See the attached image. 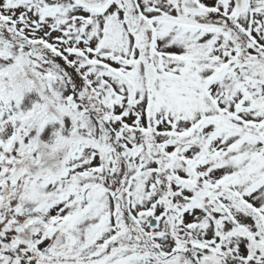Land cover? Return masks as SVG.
<instances>
[{
  "label": "rangeland",
  "instance_id": "rangeland-1",
  "mask_svg": "<svg viewBox=\"0 0 264 264\" xmlns=\"http://www.w3.org/2000/svg\"><path fill=\"white\" fill-rule=\"evenodd\" d=\"M23 2L21 8L30 9L26 18L38 19L33 33L56 45V80L42 81L55 107L42 106L33 85H22L19 61L6 68L22 84L19 92L15 85L7 89L5 101L6 86L0 87V172L11 173L9 161L1 167L9 159L3 146L12 138L10 154L24 142L35 148L32 162L36 156L49 161L50 154L67 159L56 178L50 165L42 170L30 163L17 187L0 183L8 196L0 198V230L7 213L20 209L23 193L35 207L27 205L23 216L33 210L40 219L42 264L59 257L48 250L57 232L75 237L74 248L83 253L98 248L100 237L107 243L113 236L123 246L126 237L134 243L144 231H163L151 244L154 255L138 251L137 242L121 248L120 264H150V258L190 264L183 253L167 256L179 245L203 264H264V69L243 51L246 46L248 54L264 58V0H51L50 10L37 12L35 0ZM234 25L243 37L232 34ZM18 38V46L33 43L28 35ZM92 61L94 67L85 66ZM68 74L79 79L70 83ZM0 76H6L2 67ZM71 85H78L77 101L91 113L77 109ZM150 216L158 217L157 230H148ZM172 236L179 244L169 243Z\"/></svg>",
  "mask_w": 264,
  "mask_h": 264
},
{
  "label": "flooded vegetation",
  "instance_id": "flooded-vegetation-1",
  "mask_svg": "<svg viewBox=\"0 0 264 264\" xmlns=\"http://www.w3.org/2000/svg\"><path fill=\"white\" fill-rule=\"evenodd\" d=\"M44 2L48 4L42 7L41 4H43ZM23 3H24L23 0H0V33H6V34L9 33L10 35L9 38L10 40L5 37H0V68L1 67L3 68L4 74L6 75V76H0V87L3 84H6L11 89L14 83H20L22 78H25L29 83L33 84L34 90L38 93V99L42 98L43 100L48 101L50 106H52L55 103L53 91H48L44 86H42V81L47 80L48 82L53 83L56 80L57 60H56V55L54 53L56 45L49 38H44L41 37L40 35L36 36L33 33V31L37 30L38 28L37 25L38 19L33 18L35 20H30L31 18H26L27 11L30 9L21 8V4ZM51 4H52L51 0H35L34 3L35 7L37 6L36 12L37 10L39 11L40 9L44 11L48 8L50 10ZM15 9H18L16 13H14ZM7 21L11 22L12 24L7 25ZM10 31L15 32L16 34L10 33ZM17 34L22 36L28 35V39L32 40L33 42L32 45H29L27 47H24L22 45L18 46L17 44L20 43L19 41L20 39L18 38ZM33 35L35 36L33 37ZM16 38L18 41L16 42L11 41V40H16ZM16 60L21 63L20 70L17 69L16 71L22 74L20 75L22 76V78H17L16 81H13L11 76L8 75V73L6 72V68L12 64H15ZM6 61L10 62L9 65H6ZM260 65L263 66L264 69V64H260ZM65 69L66 68L64 67V70ZM30 73L33 75V78L29 75ZM67 78L70 79L72 78V76L69 75L67 76ZM77 79L79 78L76 77L74 81H77ZM74 86L77 89L72 90L71 96L73 101L77 103V109L80 110L81 113L90 112L89 107L86 104L77 101L78 85H71V88ZM73 113L75 115V111ZM73 122L77 131H79L76 125L75 118ZM110 131L112 134L114 133V131H112L111 128ZM13 133H16V128H14L12 134L9 135L8 137H11ZM90 137H94V136H90ZM130 139L136 144H138L139 142L137 137L134 138V136H132L130 137ZM81 141L88 143L93 148L97 146L95 142L96 140L92 141L93 143L89 142L87 138ZM148 157L152 158L151 154L147 155V158ZM39 159L40 156H36L35 158L36 162H33V164H40ZM55 161L56 158H54V162ZM3 165H5V161H3ZM3 165L1 167V170L4 169ZM128 168L129 166L127 167V170ZM0 174H1L0 183L4 182L3 185L4 188L5 186L6 188H8L9 186H13V188L18 186L17 181L20 178L19 177L21 175L20 172L11 171V173L6 174L2 171L0 172ZM100 174L102 175V177L108 175L107 172L104 173L103 171L95 172V176H99ZM26 175L28 177H32L30 173ZM40 175H41V171H40ZM53 176L54 177L57 176V173L55 171H52V177ZM39 179L40 177L33 178L34 187L36 183L39 181ZM99 183L101 187L106 186V184L105 183L102 184L101 181H99ZM58 185H59L58 182L52 185V190H50L51 194L54 195L56 194V192L58 191ZM0 186L2 185L0 184ZM4 193L5 190L4 192L0 190V198L5 199L6 201L8 196L4 195ZM21 195L22 196L18 198L19 204L21 206L20 209L17 207L16 209H13L12 213H7L6 220L3 221V224L1 225L2 229L0 230V264H42L40 251L38 250V247H36V245L40 243L38 239L39 235L35 231L39 226V222H36V219L38 221H40V219L37 213L36 212L34 213L33 210L31 215H28L26 218L23 216L24 213H27V211L25 210L26 206L32 204L31 202L29 203L27 201V196L25 194L21 193ZM25 197H26L25 203L21 205V202L24 200L23 198ZM163 201H165V199ZM32 207L35 208L33 205ZM22 208H23V213L21 212ZM163 214L165 216L169 214L168 207H165ZM10 217H12V220L9 219ZM150 217L152 218L156 216H150ZM150 217L147 220L148 230L149 229L157 230L158 228L157 225L159 222L158 217H156V220H152V221L150 220ZM8 224L10 227L8 226ZM66 224H69L68 221L66 222ZM31 231H33V233ZM144 233H146L144 236L142 235L135 236L139 244L136 241L134 243L138 244L137 246L135 245L136 248H138V251L145 252L147 253V256L150 255V257H152V255H154L153 254L154 248L151 246V244L152 242H154V240L158 238H162V236L160 235L163 233V231H161L159 235H154V236H150L148 231H144ZM107 238H109V241L107 243L104 242L105 240L104 238L101 237L98 238L97 239V243H99L98 248H93V249L85 248L88 249V251L85 250L83 253H78L77 249L74 248V244L71 240L75 239V237L66 238V236L64 235V243L61 244L59 247L52 246L50 240V244H48L49 254H52V256L58 255L59 257L50 259L48 263L49 264H120V260H121L119 256L120 250L135 247L133 246L134 243L128 241L132 238L131 235L125 238L126 241L123 242V246H121L122 242L120 243L113 242L114 240L113 236H109ZM174 239H179V238L177 236L168 237L169 243L179 244L178 242H174ZM210 239H214V238H210ZM85 246L87 247V245ZM63 249H65V252H62ZM173 249L174 250L170 251L167 254V256L170 255L175 256V255H180V253H183L182 255L186 256L190 264L204 263V262L201 263V260H199L196 252L193 251L187 245L186 246L179 245L177 248L175 247ZM8 251L11 252L10 256H8L7 254ZM150 260H151L150 264H153L151 258Z\"/></svg>",
  "mask_w": 264,
  "mask_h": 264
},
{
  "label": "trees",
  "instance_id": "trees-1",
  "mask_svg": "<svg viewBox=\"0 0 264 264\" xmlns=\"http://www.w3.org/2000/svg\"><path fill=\"white\" fill-rule=\"evenodd\" d=\"M15 62L17 63L18 61L16 60ZM23 79L25 80V82L23 84H22V81L20 82V84H22L23 86H25L27 84H32V83H29L25 78H23ZM13 85H15V89L17 90V92H19V89L21 88V86L19 85V83H14ZM3 86H6L8 88H4L2 90L3 97L1 99V101L10 100L9 96L4 95L3 93L8 94V92L11 89L6 84H3ZM13 143H14V139L12 138L7 144H5L3 146L2 154H4L3 156H5V157H9V159L7 161H5V163L8 162V161L10 162V166L12 167L11 171L21 172L28 164H30V163L33 164V162L29 160V156H31V154H32L33 147L32 146H29L28 144H22L20 146V148H16V150H17L16 151V154H10V153H8L6 151L12 150ZM16 155H18V156H16ZM21 156H23L24 158H21ZM15 158L16 159H20V162L19 161H16ZM46 158L41 156L40 159H39V162L41 164V169L42 170L45 169V168H47L49 165H51L50 166L51 170L52 171H55L57 174H58V172L62 171V168L61 167H63V166H61V163L58 162V161H55L54 162V156L52 158V155L50 154L48 156L49 161L48 160L46 161ZM55 163L56 164H60V167L59 168H56V166H53V165H55ZM3 167L5 169V165H3ZM42 170H40V171H42ZM36 222H39V224H40V221H38L37 219H36Z\"/></svg>",
  "mask_w": 264,
  "mask_h": 264
},
{
  "label": "water",
  "instance_id": "water-1",
  "mask_svg": "<svg viewBox=\"0 0 264 264\" xmlns=\"http://www.w3.org/2000/svg\"><path fill=\"white\" fill-rule=\"evenodd\" d=\"M239 32H240V28L238 26L235 25L232 27L233 35H237V34H239ZM248 58L253 60V61H262V59L259 56L252 55V56H249ZM163 192H164V190H162V193ZM150 220L152 221V220H156V219L152 217V218H150ZM63 243H64V237L62 236V234L56 233L52 239V242H51L52 246L59 247Z\"/></svg>",
  "mask_w": 264,
  "mask_h": 264
}]
</instances>
